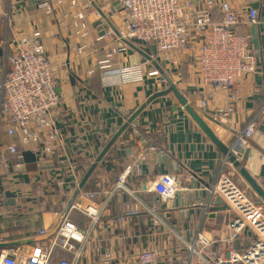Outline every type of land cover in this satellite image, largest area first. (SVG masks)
Segmentation results:
<instances>
[{
    "label": "crops",
    "instance_id": "0c3cea01",
    "mask_svg": "<svg viewBox=\"0 0 264 264\" xmlns=\"http://www.w3.org/2000/svg\"><path fill=\"white\" fill-rule=\"evenodd\" d=\"M44 1L0 2V78L10 68L7 58L15 48L16 37L40 31L61 98L52 110L58 139L53 152L43 157L21 144L17 136L7 134L0 112V153L6 152L9 144H15L20 153H28L19 159L6 152V160L0 158V250L27 254L36 245L49 247L57 227L68 216L85 235V240L76 244L81 256L76 259L77 251L57 247L53 251L54 264L63 258L72 264H139L137 254L143 250L159 251L158 264H176L187 254L182 240H193L199 231L221 239L217 246L224 254L230 249L247 251L253 235L246 230L232 243L224 242L230 234L231 215L219 199L208 206L210 188L220 170L223 168L234 178L238 172L228 161L223 166L225 156L190 117L176 93L172 90L157 97L134 121L129 119L154 93L175 85L227 145L254 121V135L248 145L240 146L254 148L255 155L264 158V0H225L238 16V34L252 36L254 24L249 22L248 11L251 7L258 9L260 42L255 55L258 70L242 80V97L227 125L214 121L226 104V93L202 84L192 52L173 54L170 61L157 56L149 61L146 55L117 39L115 29L121 34L125 28L118 0H90L91 7L84 11L82 21L76 18L81 9L73 7L72 0H47L53 7L50 13L41 6ZM109 29L115 35L99 40ZM153 46L150 43L144 47L155 55ZM110 53L112 66L107 75L123 65L145 63V71L159 66L166 81L148 77L143 82L106 86L98 65ZM202 99L208 100L205 109L200 106ZM125 124L124 131L80 187L90 166ZM149 146L156 150L142 163L139 173L128 179V186L139 201L126 191L117 192L97 223L79 209L71 208L78 202L83 207H100L103 196L130 161V153ZM166 172L178 173L189 187L188 192L175 198L174 206L157 202L155 193L145 190L150 181ZM58 183H62V192ZM7 191L15 194L13 204H8ZM81 192L94 193L96 197H82ZM137 204L156 209L159 223L147 209L127 215V209Z\"/></svg>",
    "mask_w": 264,
    "mask_h": 264
},
{
    "label": "built area",
    "instance_id": "2783aa9c",
    "mask_svg": "<svg viewBox=\"0 0 264 264\" xmlns=\"http://www.w3.org/2000/svg\"><path fill=\"white\" fill-rule=\"evenodd\" d=\"M1 2V0H0ZM124 13L125 28L121 36L138 43L148 45L152 43L157 52L149 53V61L155 56L164 61H170L173 54L192 52L203 85L213 86L226 93L227 101L219 112L220 124H229L236 112L237 104L242 97L241 82L258 70L251 36L238 34L235 27L238 16L232 5L225 0L217 3L215 0H118ZM71 5L80 8L76 13L78 21L85 17V10L91 7L90 0H72ZM41 6L47 12L53 7L49 1L42 2ZM251 24L258 22V9L251 7L248 11ZM84 26V23L82 24ZM66 29V26L63 27ZM115 35L112 29L102 33L98 39H107ZM15 48L8 56L10 68L4 71L0 78V112L7 124V134L17 136L21 144L32 147L41 157L53 152L58 134L55 130L56 122L52 110L60 101L57 91V81L53 65L46 53V47L40 31L22 34L16 37ZM82 50V47L79 48ZM112 54H107L99 61L98 68L104 74V85H114L127 82H143L148 77H160L159 66L145 71V63H133L119 67L113 74H106L112 66ZM90 72H93L90 71ZM207 99L200 101L205 109ZM213 120L209 115L207 116ZM255 133V122L251 121L237 133L234 147L240 144L248 145V140ZM154 146L144 148L139 152L130 153V161L123 172L117 177L113 186L103 196L100 207L90 204H73L97 223L107 211L109 200L114 194L126 191L135 197L128 186V179L139 173L142 163L155 151ZM6 152L23 156L15 144L7 145ZM6 152L0 153L2 161L6 160ZM236 152V151H235ZM227 159H224V164ZM60 192L62 183H58ZM147 192L155 193L156 201L166 203L176 198L178 193L189 191V187L178 173L166 172L157 175L145 187ZM82 197L94 199V193L81 192ZM225 203L230 213L228 227L230 234L224 242L230 244L246 230L253 235V243L244 253L233 249L224 254L217 243L222 241L207 231H199L193 240H182L187 251L185 257L176 264H264V208L256 204L245 192L240 183L222 168L215 183L210 188V201ZM147 209L156 216V223L161 220L156 209L152 207L131 206L127 215H135ZM42 233H45L43 230ZM85 235L78 225L65 216L60 223L49 247L34 246L27 254L21 252L10 253L0 250V264H54L53 251L61 247L69 252H75L76 244L83 242ZM81 256L77 251L76 259ZM109 259V256H107ZM160 253L157 250H143L137 254L139 264H158ZM55 264H72L63 258Z\"/></svg>",
    "mask_w": 264,
    "mask_h": 264
},
{
    "label": "water",
    "instance_id": "95a60500",
    "mask_svg": "<svg viewBox=\"0 0 264 264\" xmlns=\"http://www.w3.org/2000/svg\"><path fill=\"white\" fill-rule=\"evenodd\" d=\"M116 34L121 36V34L115 29ZM123 42L128 44L133 50L137 51L138 53L142 55H146L149 58L150 51L147 50L143 45H138L134 43L133 41L121 38ZM251 40L254 46V54H258L259 49V36H258V25L254 24L252 27V36ZM154 52H157V49L155 46L152 47ZM174 91L180 101V103L184 106L190 117L197 123V125L202 129V131L210 138V140L221 150L225 158L228 162H230L233 167L238 171L239 175L242 179L237 178L236 180L241 183L242 180L244 183H247V188H245L246 194L258 205L264 206V158L261 155H255L254 148L250 147H234L235 140H233L229 145L224 143L217 133L211 128L210 123L205 120L203 117H201L195 109L192 107V105L189 103V101L183 97L180 92L177 90L175 85H172L170 88H167L166 90L159 91L154 93L146 103L141 105L139 109L130 117L129 121L132 122L135 120V118L139 115V113L146 107L148 103L153 101L159 96L166 95L170 91ZM218 125H220L219 121L214 120ZM127 124H125L110 140V142L104 147V149L101 151L99 156L97 157L96 161L90 166L86 174L84 175L80 187H83L87 179L92 174L93 170L97 166V164L102 160L105 153L108 151V149L114 144L116 139L119 137V135L124 131ZM236 151V152H235ZM78 193V192H77ZM7 196L9 197L8 204H13L15 202V194L11 193L10 191H7ZM181 193H178L176 197H179ZM220 201V200H219ZM168 206L175 205V199L168 200L167 202ZM70 208V206L68 207ZM59 227V226H58ZM57 227V229H58ZM57 231V230H56Z\"/></svg>",
    "mask_w": 264,
    "mask_h": 264
},
{
    "label": "rangeland",
    "instance_id": "374dc122",
    "mask_svg": "<svg viewBox=\"0 0 264 264\" xmlns=\"http://www.w3.org/2000/svg\"><path fill=\"white\" fill-rule=\"evenodd\" d=\"M237 171V170H236ZM238 172V171H237ZM235 178L237 179V178H240V179H242L241 178V176L239 175V173H238V176H235ZM241 184V186L245 189V188H247V183H244V181L242 180V182L240 183Z\"/></svg>",
    "mask_w": 264,
    "mask_h": 264
},
{
    "label": "trees",
    "instance_id": "16d2710c",
    "mask_svg": "<svg viewBox=\"0 0 264 264\" xmlns=\"http://www.w3.org/2000/svg\"><path fill=\"white\" fill-rule=\"evenodd\" d=\"M19 152H20V151H19ZM21 154H22V156H24V155H27L28 153H25V152L22 153V152H21Z\"/></svg>",
    "mask_w": 264,
    "mask_h": 264
}]
</instances>
